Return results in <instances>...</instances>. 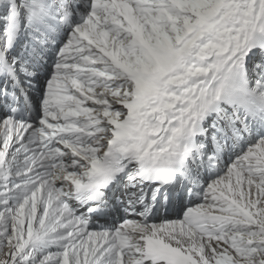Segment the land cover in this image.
<instances>
[{
  "label": "snow or ice",
  "instance_id": "1",
  "mask_svg": "<svg viewBox=\"0 0 264 264\" xmlns=\"http://www.w3.org/2000/svg\"><path fill=\"white\" fill-rule=\"evenodd\" d=\"M0 264H264V0H0Z\"/></svg>",
  "mask_w": 264,
  "mask_h": 264
},
{
  "label": "bare ground",
  "instance_id": "2",
  "mask_svg": "<svg viewBox=\"0 0 264 264\" xmlns=\"http://www.w3.org/2000/svg\"><path fill=\"white\" fill-rule=\"evenodd\" d=\"M173 218H175V217H173Z\"/></svg>",
  "mask_w": 264,
  "mask_h": 264
}]
</instances>
